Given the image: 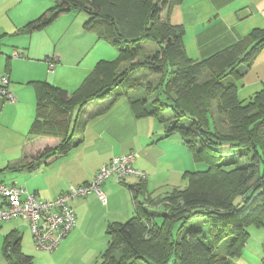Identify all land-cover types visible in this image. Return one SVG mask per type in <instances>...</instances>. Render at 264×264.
<instances>
[{"label":"trees","instance_id":"1","mask_svg":"<svg viewBox=\"0 0 264 264\" xmlns=\"http://www.w3.org/2000/svg\"><path fill=\"white\" fill-rule=\"evenodd\" d=\"M182 1L54 0L49 10L22 28L38 30L62 12L82 10L89 16L84 29L118 52L111 61H99L71 93L46 81L34 83L37 117L30 134L60 139L47 149L48 159L70 150L75 109L106 97L133 70L144 68L158 75L160 82L148 105L145 97L132 99L136 114L160 117L168 107L175 120L167 133H180L194 160L207 164L205 170L184 172V187L154 197L139 185H129L134 214L108 224L106 247L93 264H233L248 240L247 227L264 230V88L247 100L237 94V81L264 47V29H254L206 58L192 59L182 46L181 27L162 16ZM143 42L155 43L156 51L143 55ZM203 75H207L202 87L206 93L197 92L195 105L188 108L190 90ZM213 102L219 119L213 116ZM221 117L223 131L217 126ZM223 145L226 152L241 151L248 159L242 165L231 166L235 160L221 162ZM203 176L210 179L206 187L198 186L197 179ZM144 201L152 208L163 203L165 211L154 213ZM194 218H203L206 228L200 227L203 222L186 226ZM20 240L19 234L5 236L2 252L8 264H33L32 256L21 251ZM119 246L121 251L115 253Z\"/></svg>","mask_w":264,"mask_h":264},{"label":"crops","instance_id":"2","mask_svg":"<svg viewBox=\"0 0 264 264\" xmlns=\"http://www.w3.org/2000/svg\"><path fill=\"white\" fill-rule=\"evenodd\" d=\"M53 4L54 0H0V87L1 77L6 76V90L13 97L9 100L0 94V183L52 200L70 186L90 181L100 166L112 158L131 151L136 154L133 166L145 172L143 179L109 175L100 186L104 202L95 192L69 202L76 215L75 225L53 250L55 262L50 255L47 264H81L87 259L67 262L75 250L92 242L84 248L86 254H100L106 247L108 224L133 216L129 185H139L142 191L155 195L181 185L186 180L184 172L207 167L194 160L180 133H167L168 123L161 117L136 114L130 103L133 96L142 92L139 69L133 70L106 97L92 99L75 109L70 150L47 158V149L54 148L59 138L30 134L37 117L34 83L46 81L71 93L99 61H111L118 54L115 47L85 31L83 24L89 17L85 11L80 19L72 17L75 11L82 10L62 12L38 30L22 29ZM164 15L181 27L185 54L203 59L244 39L254 29H264V0H183L163 11ZM156 47L155 43L143 42V55H148L147 50L155 52ZM261 50L237 81L240 100H247L264 88ZM53 58L54 66L49 69L48 62ZM125 67L123 64L120 69ZM151 75L156 76L154 80L158 78ZM241 92L249 93L247 98L241 99ZM152 99L153 96L146 98L147 105ZM11 233L20 235L12 221H3L1 249L5 236ZM98 240L101 247L95 246ZM22 242L21 239V251L26 254ZM241 256L234 258L237 261L233 259V264H264V259L248 261V256L253 259L252 254ZM32 259L34 264L36 255Z\"/></svg>","mask_w":264,"mask_h":264},{"label":"built area","instance_id":"3","mask_svg":"<svg viewBox=\"0 0 264 264\" xmlns=\"http://www.w3.org/2000/svg\"><path fill=\"white\" fill-rule=\"evenodd\" d=\"M54 60L55 58L48 62L49 69L53 68ZM7 83V77H1L0 94L13 100L11 93L6 90ZM135 156L131 151L112 158L109 163L100 166L90 181L70 186L52 200L40 199L35 192H29L19 186L0 183V223L15 217L24 219L34 247L53 251L75 225L76 215L70 206L71 200L95 192L104 202L106 198L100 186L112 174L118 179L125 175H134L140 179L145 177V172L133 166Z\"/></svg>","mask_w":264,"mask_h":264},{"label":"rangeland","instance_id":"4","mask_svg":"<svg viewBox=\"0 0 264 264\" xmlns=\"http://www.w3.org/2000/svg\"><path fill=\"white\" fill-rule=\"evenodd\" d=\"M84 13L85 12H83V11H78V12L75 11V13L72 14V17L74 19L76 17H77V19H80V17L82 15L85 16ZM150 43H153V42H150ZM261 51H262V53H264V47L262 48ZM147 53H148V55H151L150 53H152V52L147 50ZM144 57H146V56H144ZM243 69H245V67H243ZM239 70H241V67L239 68ZM139 71L140 72H138V74H139V76H141L140 78L143 81L142 89H141L142 92L139 93L138 95L133 96V98L134 99H141L143 97L151 98L152 96H154L156 94L155 87L160 82L159 81V77L156 79L157 80V82H156V80H154V78H156V76L154 77L153 75L149 74L148 70H146L144 68H139ZM206 80H207V75H203L202 77H200L198 83L194 84V86H192L193 88L190 90V94H191L192 98H187L189 100V102H190L188 108H191L192 105H195L194 96L197 94V92L201 93L203 91L202 93H204V92L206 93V87H205V90H204V88H202V87H204V83H206ZM240 83H242V82H240ZM248 94L249 93L241 92L240 98L241 99L247 98ZM251 94L252 93H250V95ZM212 106H211V108H212V112H213L214 118L215 119H219L221 115L218 114V111L216 109V103L213 102ZM160 117H161L162 120H164L168 124H170L171 122H173L175 120L174 114L170 111V109L168 107H165L161 111ZM221 120H222V117H221V119L218 122L219 125H217V126H218V129L220 131H223V130H226V128L224 126H222ZM59 142H60V139H59ZM59 142H58V144H59ZM222 149L224 151L223 153H225V154L223 155V158H222L221 162L223 161L225 163V162H229L230 160H235V163L232 164L231 166H233V165H242L248 159L247 155L240 154L241 151H235L234 150L233 152H231V151H227L226 152V150H228V147L226 145H223ZM197 163H200V162H197ZM202 164L204 165L203 168L207 167L206 163H202ZM197 165H199V164H197ZM200 168H201V166L198 169H200ZM197 182H198V186L206 187L209 184L210 179H209V177H206V176L204 177L203 176V177H199L197 179ZM185 184H186V180L185 181L183 180V181H181V185H179V186L184 187ZM151 197H154V195H151ZM154 199L156 200V198H154ZM147 203L148 202L144 201L142 204H144V206H146L147 209H150V210L153 209V211H155L154 213H156V212L160 213L162 211H165V206H164L163 203H159L156 206H154L153 208L149 207V205H147ZM5 221H12L13 224L15 226H17L18 232L22 236L21 239L23 240V242H22L23 251L27 255H32V256L36 255V259H35L34 264H45V263L47 264V261L49 260L50 255H52V261H54L55 257L53 256L54 253L52 254L53 251L40 250V249H37V248L34 247L31 234H30L31 238L29 236L28 225H27V223L25 221H23V219L21 220V218L20 219L19 218H12V220L9 219V220H5ZM2 222L0 224H2ZM202 222H203V224L200 227L206 228V222H205V220L203 218H194V219L190 220L186 224V226L192 225L193 223L201 224ZM71 229L68 231V233L71 231ZM247 230H248V233H249V237H248V240H247V242H246V244H245V246L243 248V251L241 253L242 254L241 257H244V256L247 257L248 255L252 254L253 259L249 260V256H248V261L253 262L254 260L258 259V261L261 262V260L264 259V245H263L264 230L262 229V227H257L256 225H249L247 227ZM102 237L103 236H101L99 238H102ZM153 241H154L153 244H156L157 240H153ZM90 245H92V242H89L86 246H90ZM86 246H84L82 248H78L77 250H75L73 252V254H72L73 255L72 258H70L67 262L69 263V261L71 259H72V261H76V260L80 261V258L84 257L87 260H86L85 263H81V264H93L97 260V257H98L99 253H95L93 256H91V255L89 256L88 254H86V250H84V248H86ZM95 246L96 247H101L102 243L98 240V241L95 242ZM115 250H116L115 253H119L121 251V246L116 247ZM234 261H237V260L234 259ZM0 264H8V262H7V260H6L5 256H4L1 248H0ZM137 264H143V263H142V261H138Z\"/></svg>","mask_w":264,"mask_h":264}]
</instances>
